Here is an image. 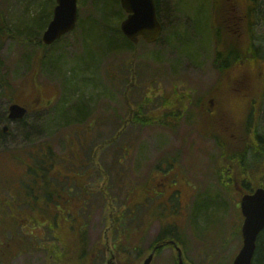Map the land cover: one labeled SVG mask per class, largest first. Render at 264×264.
<instances>
[{
	"label": "rangeland",
	"instance_id": "obj_1",
	"mask_svg": "<svg viewBox=\"0 0 264 264\" xmlns=\"http://www.w3.org/2000/svg\"><path fill=\"white\" fill-rule=\"evenodd\" d=\"M52 1L53 8L55 0ZM36 2L37 0H0L1 15L7 29L12 31L0 34V59L9 78L13 98L19 103H28L38 98V102L33 103L35 106L30 103L31 111L26 117L28 127H22L16 122L9 123L7 137H0V205L7 211H16L20 207L25 193L19 188L20 185L17 186L23 174V165L18 159L24 165L27 164V167L32 165L34 159L39 157L35 156L39 152L37 147L47 143L55 153L64 155L62 158L65 163L71 162L77 168L84 165V170H72L67 175L85 178L88 194L91 191L87 203V247L90 252L102 249L103 232L110 209L101 192H97L100 188V175L91 162V155H98L95 163L107 175V191L114 199L116 211H132L135 207L133 215L126 220L128 224L133 223L130 221L148 223L152 219L139 247L141 257L158 232L160 213H163L162 220L170 223L181 212L179 209L174 210L171 201L162 202L157 196L158 189L163 188L160 184L171 185L168 173L177 158L178 164L175 167L178 168L175 171L184 170L182 175L191 179V221L180 217L182 213L178 215V222L185 226L188 262L231 264L241 245L242 217L236 207L240 192L234 186L237 175L230 178V171L218 177L217 173H221L226 167L221 162L225 156L221 159V150L210 136L198 132L202 129V118L195 99L200 98L203 112L216 118L213 125L205 126L206 132H219V120L224 125L230 122L233 130H242V125H233L232 118L244 121L246 116L257 112L261 101L263 107L259 116L264 122V86L260 92H256V88L252 89L251 84L247 87L243 71L236 77L234 64L218 76L213 64L215 40L222 43L227 38L222 21V6L215 9L214 0H161L159 10L162 31L158 41L152 44L140 41L133 52L121 50L113 54H102L91 63L92 69L81 66L85 63L86 52L82 49L79 32H71L63 40H59L54 52L51 47L47 50L55 56L60 54L59 64L50 68L39 67L34 78L31 65L28 66L29 59L33 58L36 72L35 68L42 57L39 51L43 50L24 39L20 33L25 30L22 24L26 25L37 10ZM258 11L264 14V0H259ZM81 14L84 16V11L80 8L79 15ZM262 30L263 26L258 20L256 33L261 34L259 32ZM218 47L223 48L221 45ZM36 52L38 53L35 55ZM132 60L135 77L127 99L134 108H138L141 103H149L148 100L156 103L173 93L187 94L180 100L183 105L186 100V112H181V118L175 127H140L129 124L126 130L118 134L120 130L117 128L128 114L124 89L131 81ZM260 76L254 77V87H260L264 83V76ZM260 93L263 95L260 96ZM191 95L194 96L193 99ZM77 96L83 97L85 101L84 109L88 112L86 123L68 125L77 122L71 119L62 124L59 112L69 106L65 101L70 102V99L74 100ZM187 100H191V103ZM45 101L52 103L47 106ZM105 140H109L110 145L105 146L102 143ZM40 149L43 150L42 147ZM24 150L26 151L21 152ZM13 152L17 159L12 158ZM162 176L166 178L161 180ZM29 178L34 177L27 172L24 183ZM177 178L180 179L181 176ZM179 183L186 189L182 181ZM21 192L22 198L17 199L22 195ZM214 194L220 199L222 211L201 219L202 214L198 223H194L193 216L197 206L206 202L204 195L212 199ZM146 199L152 209H148L144 219ZM160 208L162 210H155ZM211 209L209 207L208 211ZM1 217L0 210V259L14 254V244L11 237L7 236L14 227L13 221L9 226ZM115 234L114 230L107 233L110 240ZM140 234L142 232L132 235L125 232L124 237L127 241H132L130 236ZM122 242L123 245L126 243L125 240ZM171 249H161L151 264H176L175 252ZM126 255L132 256L131 253ZM44 261L43 254L35 252L19 255L7 264H45ZM98 263L100 261L95 262Z\"/></svg>",
	"mask_w": 264,
	"mask_h": 264
},
{
	"label": "trees",
	"instance_id": "obj_2",
	"mask_svg": "<svg viewBox=\"0 0 264 264\" xmlns=\"http://www.w3.org/2000/svg\"><path fill=\"white\" fill-rule=\"evenodd\" d=\"M160 2L161 0H155L159 19ZM36 3L37 10L28 19L26 25L22 24L25 30L20 33L24 39H28L40 50H43L42 52L39 51L42 57L39 65L35 68L36 72L33 68V58L29 59L30 64L28 66L31 65L33 70V75H31L34 78L37 76L39 67L50 68L59 64L60 61V58L58 59L60 54L55 56L52 53L54 47L59 45V40L51 46H45L41 42L42 31L51 18L53 1L37 0ZM213 5L215 9L219 5L222 6V21L227 34L226 41H222L223 44L219 40L218 42L215 40L213 64L218 76L234 64L236 77L239 76L240 71H243L247 87L251 84L252 89L255 90L256 88V92H260L264 83H261L260 87L259 85L254 87L253 82L254 77L264 76V14L258 11L259 0H214ZM78 7L84 11V16L79 15L74 31L79 32L82 49L86 52L85 63L81 66L92 69L91 63L95 62L102 54H113L121 50L134 51L135 46L120 31L119 25L125 17V12L121 8L119 0H78ZM1 13L0 10V34L2 32L12 33L11 30L7 29ZM258 20L263 26V30L259 32L261 34L256 33ZM219 45L223 48H219ZM49 47H51L52 52L47 51ZM126 65H128V61ZM132 67L134 66L131 64ZM262 78L264 79V77ZM127 90L128 87L126 86L124 96L128 93ZM184 95L187 94L173 93L170 96H164L160 105L148 100L149 103L143 107L145 111H142V106H139L137 109L140 110L134 109L133 112H127V116L117 130L122 133L129 124L140 127L148 125L175 126L181 118L180 109H184V107L176 105L178 110L176 112L162 111L166 107L172 108L170 105L177 99L185 98ZM262 95L260 93V96ZM191 99H193L192 95ZM13 100L9 78L4 72L0 59V137H5L9 133V130L3 132L2 125L7 122V106ZM70 100V102L65 101V104L69 106H65L64 110L59 112L61 113L59 120H62V124L71 119L77 122L68 125L83 124L87 121L88 114L84 109L83 97L77 96L74 100ZM258 105L257 112L246 116L244 121L241 122V118H232L233 125H242V130L238 128L233 130L232 124L228 122L225 128L218 129L219 132H205L220 148L221 159L223 155L225 156L224 160L221 161L226 166H223L224 171L226 173L231 171L230 178L237 175L234 186L245 193L258 187H264V122L259 116L263 107L262 101ZM215 119V117H209L207 127L210 124L213 125ZM16 123L22 127H28L26 118ZM221 123L223 122L219 120L218 125ZM0 140L2 141V139ZM41 147L44 153H42ZM37 149L39 152L35 156L39 157L34 159L32 165L27 167V164L24 165L18 159L23 165V174L19 178L17 186L20 185L19 188L25 193V198L20 203V207L16 211H7L3 205H0L1 219L8 222L9 226L12 220L14 225L7 233L14 244L12 252L14 254L8 258L1 257L0 263L7 264L12 258L20 254L41 252L45 264H95L96 257L100 255L98 249L90 252L87 247V219L89 215L87 203L91 191L89 190L88 194L87 184L84 183L85 178L78 175H67V172L72 170L75 172L84 170V165L77 168L71 162L65 163L62 158L64 155L55 153L47 143H42ZM14 153L11 154L12 158L16 156ZM235 171L236 174L234 175L233 172ZM27 172L34 178H29L27 183H24ZM97 172L100 175V188L97 192H101L107 206H110L111 217H108V222L112 223L113 230L122 233L127 230L126 220L133 215L135 207L132 211L129 209L128 211H116L117 209L112 203L113 197L107 191L108 178L103 174V171L98 170ZM22 196L23 194L20 198L15 197L21 199ZM204 196L203 199L206 202L203 201L204 203L197 206L193 216L194 223H198L197 220H200L199 216L202 214L205 217L202 216L201 219L206 218L207 215L209 217L212 214L215 215L216 211H222L219 206L221 202L217 195H213L212 199L208 195ZM209 207L212 208L210 211H208ZM184 262L190 264L188 260H184ZM251 264H264V229L258 234Z\"/></svg>",
	"mask_w": 264,
	"mask_h": 264
},
{
	"label": "water",
	"instance_id": "obj_3",
	"mask_svg": "<svg viewBox=\"0 0 264 264\" xmlns=\"http://www.w3.org/2000/svg\"><path fill=\"white\" fill-rule=\"evenodd\" d=\"M78 0H55L52 18L42 33V42L52 44L64 34L71 32L78 20ZM126 17L120 23L123 35L136 44L139 38L146 43L157 41L162 25L157 17L155 0H120ZM27 112L26 107L17 103L8 106V119H22ZM7 126L4 127V130ZM243 215L241 225L242 244L231 264H251L256 248L258 234L264 229V188L259 187L253 193L245 194L240 201ZM150 254L142 264H149ZM178 264H184L178 249Z\"/></svg>",
	"mask_w": 264,
	"mask_h": 264
},
{
	"label": "flooded vegetation",
	"instance_id": "obj_4",
	"mask_svg": "<svg viewBox=\"0 0 264 264\" xmlns=\"http://www.w3.org/2000/svg\"><path fill=\"white\" fill-rule=\"evenodd\" d=\"M37 100L38 98L32 99L31 102L34 103ZM45 102L47 103V101ZM175 164H178L177 160L174 163H172V167L170 168V171L168 173V180H170L171 185L164 186V184H160L161 186H163V188L158 189L157 196L159 197V199L163 200L162 202L171 201L172 205L175 208L174 210L179 209V211H181L179 214L182 213V216L180 217H183V218L185 217L184 220L191 221V213H190L191 196H192L191 195V179L189 178L187 179L186 177L183 176L184 170H179L178 172H176L175 169L178 167H175ZM223 172H224V169L221 171V173H217V174L218 175L220 174V176H224ZM178 176H181V178L178 179L177 178ZM165 178L166 177L162 176L161 180H164ZM180 181L183 182V186L186 187V189H183L181 187L182 184L179 183ZM239 192H240L241 197L245 193L242 190H239ZM215 195L217 194H214V196ZM159 207H161L160 204H159ZM155 210H162V208L155 209ZM147 213H148V206L144 212V219L146 218ZM162 214L163 213L161 212L159 223L157 226L158 232L155 238L148 243L145 254H143L140 257L139 247L145 239L144 236L147 231V226H149L152 221L149 220L148 223L143 222V221L135 222L136 224H138V226H136V224L134 223H129V224L127 223L126 225H127L128 230L126 232H128L130 235H132L133 233L142 232V235L140 234V236H130V238H132V241H127L125 237L120 236L122 233H125V231H123L122 233L119 232L117 240L113 243V245L110 246L111 249L110 247L106 248L109 254L107 256L105 264H126V263H122V261L120 262L119 260L131 259V257L129 258V256L126 254H129V253L132 254V252H135L139 256V260H140L139 264H142L143 260L151 253L153 254V260H154V258L160 252V250L165 247L172 248L171 249L172 251L174 249V252H175L174 257L176 258V260H177V255H178V249L181 251L182 256L186 258L187 257V247H186L187 241L184 237L185 226L181 224L182 222H178L179 214L170 223L162 220L161 218ZM149 215H151V213ZM156 215L158 216L159 214H156ZM131 224H134V226H132ZM122 240H125L126 243L124 244H127V245H123Z\"/></svg>",
	"mask_w": 264,
	"mask_h": 264
}]
</instances>
